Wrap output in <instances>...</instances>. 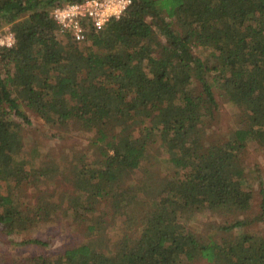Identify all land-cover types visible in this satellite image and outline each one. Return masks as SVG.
<instances>
[{
  "label": "trees",
  "instance_id": "1",
  "mask_svg": "<svg viewBox=\"0 0 264 264\" xmlns=\"http://www.w3.org/2000/svg\"><path fill=\"white\" fill-rule=\"evenodd\" d=\"M76 1L0 0V23L15 36L0 46V233L72 218L90 236L53 251L7 252L0 264H264V233L244 230L264 220V179L256 211L258 183L242 159L251 144L264 148V0H133L79 43L51 15ZM219 89L240 123L208 141ZM26 107L54 126L95 133L101 163L83 154L60 164L47 152L33 165L23 151ZM155 148L177 174L155 171ZM49 179L72 190L42 192L33 208L20 202L19 186L42 191ZM194 211L233 219L210 221L204 233L191 225ZM117 215L126 227L112 247L105 217Z\"/></svg>",
  "mask_w": 264,
  "mask_h": 264
},
{
  "label": "rangeland",
  "instance_id": "2",
  "mask_svg": "<svg viewBox=\"0 0 264 264\" xmlns=\"http://www.w3.org/2000/svg\"><path fill=\"white\" fill-rule=\"evenodd\" d=\"M12 32L11 26L8 24L0 23V40L7 38ZM1 46V45H0ZM217 98L219 101V108L216 110L217 117L213 119L207 126H209V133L207 135L208 141L214 139H226L228 132L237 123H240V118L237 113L233 111V105L228 101L227 95L219 89L217 91ZM25 108V107H24ZM26 112L31 118V124L24 123V140L23 151L24 154L30 156L33 165L39 163L40 158L44 153H52L53 156L58 158L60 164L65 163L74 164L78 159H82L84 154V160H89L93 166H96L102 161L101 148L103 144L96 145L93 142V136L95 133L90 132L79 124H70L65 127H58L50 124L44 118L39 116L36 112L26 107ZM105 147V146H104ZM151 161L155 157L160 161L157 163L156 172H164L167 174H177V171L173 169L168 162L166 156L162 155L159 148L152 149L149 153ZM63 159L65 162H63ZM243 163L248 167V170L256 177V183H258L257 198L254 204L255 210H259V202H261L259 179H264V148L257 144H251L248 146L242 154ZM80 161V160H78ZM73 168V167H72ZM73 169L70 171L72 177ZM142 171L136 174L141 176ZM42 191H34L36 187L32 183H24L16 190L20 196V202L26 207L33 208L39 204L38 195L42 192L55 193L56 196H60L61 192L72 190V182L65 183L58 188L57 182L49 180L44 181L41 185ZM6 190V188L4 189ZM39 202V203H38ZM68 202L59 201L58 206L61 209L68 208ZM108 210V207H106ZM196 217L191 221L193 227L199 228L204 233L209 230L208 223H223L226 220H232L231 216L227 217L224 213L209 211L197 214V211L193 212ZM70 219V220H69ZM69 220V221H67ZM106 226H109V233L112 237H108L109 244L113 247L117 240L120 239L125 231L126 221L125 216L117 215L116 218L110 216L105 217ZM246 232H260L264 233V220L255 222L252 225L244 227ZM89 233L86 231L84 225L78 224L73 221L72 218L62 219L59 222L46 223L34 229L33 231L19 232L14 235H4L0 233V259H3V254L7 252H44L47 250H58L66 244H77L89 238ZM40 238L46 240L49 244L45 248L38 244L23 243V240L30 238ZM191 264H206L201 259L193 261Z\"/></svg>",
  "mask_w": 264,
  "mask_h": 264
},
{
  "label": "built area",
  "instance_id": "3",
  "mask_svg": "<svg viewBox=\"0 0 264 264\" xmlns=\"http://www.w3.org/2000/svg\"><path fill=\"white\" fill-rule=\"evenodd\" d=\"M133 0H82L55 6L52 17L65 39L81 42L91 30H102L113 19H119ZM15 43L14 32L0 40L1 46Z\"/></svg>",
  "mask_w": 264,
  "mask_h": 264
}]
</instances>
